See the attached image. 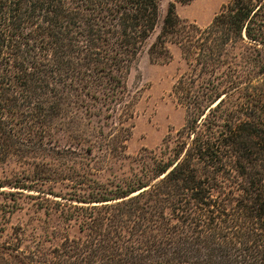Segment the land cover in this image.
<instances>
[{
  "label": "trees",
  "instance_id": "obj_1",
  "mask_svg": "<svg viewBox=\"0 0 264 264\" xmlns=\"http://www.w3.org/2000/svg\"><path fill=\"white\" fill-rule=\"evenodd\" d=\"M160 4L0 0V264H264V0H229L205 27L171 3L159 29ZM171 44L184 126L141 174L101 179L135 126L128 74ZM21 196L65 222L48 252L6 233Z\"/></svg>",
  "mask_w": 264,
  "mask_h": 264
},
{
  "label": "rangeland",
  "instance_id": "obj_2",
  "mask_svg": "<svg viewBox=\"0 0 264 264\" xmlns=\"http://www.w3.org/2000/svg\"><path fill=\"white\" fill-rule=\"evenodd\" d=\"M228 1L161 0L159 29L171 3L175 4L176 13L182 20L205 27L212 22ZM170 48L172 59L169 62H152L148 55L144 54L128 74L126 83L129 89L141 95L135 126L127 142V157L116 163L112 172L103 173L101 179L109 178L118 181V178L122 176L141 174L145 167L142 158L145 157L149 161V156H153L154 153L159 154L164 141L174 136L184 126L186 110L177 103L173 87L180 76L186 72L187 64L178 44H171ZM3 175L4 173L0 171V178ZM50 185L44 188L46 190L52 188L55 192H65V188H62L60 184L52 187ZM27 194L39 193L27 192ZM20 202L22 208L12 216L6 233L9 235L15 232L22 233L23 250L27 253L36 250L37 247L48 252L58 245L59 238L55 237V232L63 230L65 222L60 212L51 210L53 204L27 196H21ZM42 203L45 206L43 208ZM48 205L50 206L46 209ZM71 224L73 227H70L68 232L71 235H77L78 225L75 222Z\"/></svg>",
  "mask_w": 264,
  "mask_h": 264
}]
</instances>
